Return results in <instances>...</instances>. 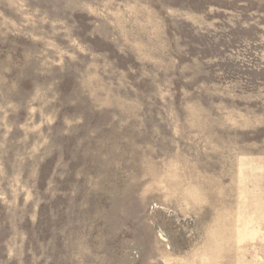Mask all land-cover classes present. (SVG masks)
<instances>
[{
    "label": "rangeland",
    "instance_id": "rangeland-1",
    "mask_svg": "<svg viewBox=\"0 0 264 264\" xmlns=\"http://www.w3.org/2000/svg\"><path fill=\"white\" fill-rule=\"evenodd\" d=\"M0 264H264V0H0Z\"/></svg>",
    "mask_w": 264,
    "mask_h": 264
}]
</instances>
